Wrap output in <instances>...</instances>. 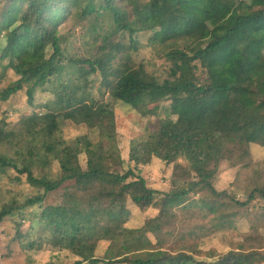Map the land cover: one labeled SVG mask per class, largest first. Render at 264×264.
<instances>
[{
  "label": "trees",
  "instance_id": "trees-1",
  "mask_svg": "<svg viewBox=\"0 0 264 264\" xmlns=\"http://www.w3.org/2000/svg\"><path fill=\"white\" fill-rule=\"evenodd\" d=\"M98 1L97 7L93 0H0V59H6L17 75L0 90V97L6 100L26 87L28 101L33 103L38 88L60 79L69 67L83 64L89 67L83 73L86 82L88 74L99 71L106 92L142 112L149 105L170 101L168 117L147 141L133 143L131 158L137 164H148L153 156L173 163L172 187L158 193L134 167L125 168L114 114L87 113L80 85L70 79L60 83L56 110L51 108L42 119L32 120L34 130L27 129L24 118L16 130L0 128V165L15 167L26 174L29 183L44 189V193L28 197L27 202L13 198L5 203L0 208V222L73 182L68 187L72 208L52 221L60 236L54 241L91 264L194 263L188 249L194 250L200 240L215 231L235 227L241 218H254L256 225L264 227V208L260 205L264 202V183L254 186L245 199L215 186L222 160L238 167L235 183L246 179L249 171L262 168L260 162L252 160L249 146L264 145V0ZM97 10L108 11L121 32L119 38L128 33L135 48L136 34L153 30V41L166 43L187 36L194 44L164 55L171 63V77L162 81L142 63L131 64L128 56L119 61L124 52L120 39L97 42L93 56L71 57L61 47L63 21L70 16L83 19ZM169 16L177 18L179 25L164 31L162 25ZM192 22L204 23L205 28L192 32ZM49 47L52 51L48 56ZM115 60L119 62L115 64ZM57 117L83 118L89 134L72 140L54 138L50 128ZM96 132L99 139H93ZM4 146L16 149L15 157L2 151ZM83 152L90 158L86 166L80 161ZM179 157L187 163L178 161ZM54 162L59 165L57 177L35 174L34 167L46 169ZM129 200L140 208L158 203L159 212L142 227L130 229L125 225L130 215ZM96 221L112 235L115 244L104 257L88 254L92 248L89 230ZM147 232L156 234L157 246L152 245ZM164 233L174 236L168 248ZM243 236L215 264L264 260V237ZM156 248L164 252L146 258L132 255Z\"/></svg>",
  "mask_w": 264,
  "mask_h": 264
},
{
  "label": "rangeland",
  "instance_id": "rangeland-1",
  "mask_svg": "<svg viewBox=\"0 0 264 264\" xmlns=\"http://www.w3.org/2000/svg\"><path fill=\"white\" fill-rule=\"evenodd\" d=\"M93 1L96 6L99 4L98 0ZM176 24L179 25L178 19L169 16L164 21L162 28L164 31H168L172 25ZM189 28L192 32H199L205 28V24L192 22ZM60 34L61 47L71 57L93 56L97 51V42L120 39V43L124 46V52L122 58L119 57L118 60L123 59L125 61L128 56L131 64L140 65L142 63L146 71L155 75L161 81L171 77V63L164 55L178 47L188 48L194 44L193 39L187 36L179 37L173 41L168 40L166 43L160 40L153 41L151 40L154 34L153 30L136 34L137 44L135 48L128 33L119 38L121 32L115 24L113 16L108 11L103 12L102 10L90 13L83 19L76 16L68 17L60 27ZM2 43H4V40H2ZM1 51L2 48L0 47V53ZM51 51L52 48L49 47L47 50L48 56ZM118 60H115V64L119 62ZM201 69H199V73H201ZM88 70L89 67L83 64L69 67L63 72L60 79L50 80L44 86L38 88L33 103L28 101L26 87L6 100L0 97V128H4L5 131L16 130L22 123L21 119L24 118V125L27 129L34 130V121L32 122L34 118L42 119L45 112L51 110V108L56 110V107H58L56 92L60 87V83H67L70 79H73L75 83L80 85L79 94L82 101L88 104L87 113L99 116L114 114L116 140L121 157L125 160V168L134 167L137 173L146 178L151 187L158 189V193L168 191L172 187L173 163L167 164L163 159L153 156L150 163L137 164L131 158V151L133 143L139 142L142 144L147 141L159 127L160 122L168 117L170 101L166 100L149 105L145 108L147 110L142 112L132 105L114 99L109 92H106L105 87L102 86V76L99 71L88 74L86 82L83 79V73ZM16 78V73L7 66V60L0 59V90ZM191 94H194V92H191ZM56 120L50 128L54 138L72 140L78 136L89 134V128L83 118L74 121L57 117ZM92 136L93 139L100 138L97 132L93 133ZM0 145H3L2 134H0ZM249 148L252 160L261 164L260 171H249L250 173L245 175L246 179L235 183L238 167H233L228 160H222L215 180L216 188L228 189L234 192L239 199H245L254 186L264 183V145L251 143ZM1 150L15 157L16 149L4 146ZM89 159V156L84 152L80 154V161L83 166H86ZM91 159L94 161L96 157L92 156ZM178 161L187 163L184 157H179ZM17 163L19 164L18 161ZM122 168L119 167L121 171ZM34 172L40 177H57L59 165L54 162L46 169L37 166L34 167ZM178 184H183V181H178ZM70 186H73V182L65 183L60 189L49 192L41 203L15 210L0 222V264H91L88 260H84L78 254L71 252L66 246L59 245L54 241L55 238L60 236H58L52 222L53 218L57 214H59V217L73 206L68 191ZM38 193H44V189L29 183L25 173L18 172L13 166L2 167L0 165V208L13 198L22 203L28 197ZM160 197V194L157 195V201ZM197 197L195 196V199H193L196 203L198 202L196 200H199ZM260 205L264 208V202H261ZM127 206L130 215L125 225L130 229L142 227L147 220L155 218L159 212L158 203L140 208L132 200H129ZM196 206L199 207V205ZM69 227H73V225ZM89 232L92 235L90 236L92 248L88 251L89 256L104 257L110 255V250L115 246L111 241L112 235L98 221L91 225ZM173 233H176V231H173ZM243 233L264 237V227L256 225L254 218H241L236 221L235 227L219 229L209 238L200 240L194 250L184 248L185 250L188 249L196 260L194 263L189 262L187 264H215L221 254L228 252L232 245L234 246L236 242L244 239ZM146 234L152 245L157 246L156 234L153 232H147ZM163 236L166 237L165 247L168 248L171 246L174 236L168 233H164ZM33 241L34 244L32 245ZM28 242L29 244H27ZM158 251L163 250L158 248L147 249L138 251L139 253L133 252L132 255L146 258ZM78 261H81V263H78ZM98 264L107 263L100 262ZM252 264H264V260Z\"/></svg>",
  "mask_w": 264,
  "mask_h": 264
},
{
  "label": "bare ground",
  "instance_id": "bare-ground-1",
  "mask_svg": "<svg viewBox=\"0 0 264 264\" xmlns=\"http://www.w3.org/2000/svg\"><path fill=\"white\" fill-rule=\"evenodd\" d=\"M19 194V193H18ZM26 202H27V200H25ZM14 204V203H13ZM13 204H12V206H13ZM10 206V205H9ZM16 207V206H15ZM12 210H13V208H12ZM11 212V211H10Z\"/></svg>",
  "mask_w": 264,
  "mask_h": 264
}]
</instances>
